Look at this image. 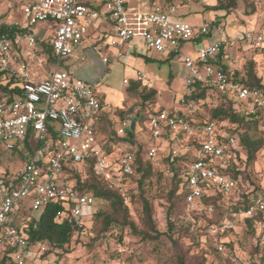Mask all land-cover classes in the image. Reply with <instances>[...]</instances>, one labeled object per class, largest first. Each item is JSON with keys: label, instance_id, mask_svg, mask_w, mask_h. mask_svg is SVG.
<instances>
[{"label": "built area", "instance_id": "1", "mask_svg": "<svg viewBox=\"0 0 264 264\" xmlns=\"http://www.w3.org/2000/svg\"><path fill=\"white\" fill-rule=\"evenodd\" d=\"M157 1L19 0L20 30L0 33V73L17 82L13 95L0 96V142L9 151H28L25 166L17 173L10 178L0 173V259L8 257L7 264H34L49 249L48 242L32 241L25 232L26 225L16 223L25 208L42 211L55 203L62 208L58 217H69L79 227L91 218L94 197L80 193L71 180L63 179L64 167L94 159L95 172L107 179L110 188L121 189L127 203V192L135 187L132 177L136 175V149L115 157L104 150L99 139L98 125L111 106L85 81L59 69V60L74 55L88 37L96 42L95 52L101 51V40L114 35L121 42L143 41L149 50L172 56L179 55L180 46L196 37L212 33L220 36L213 43L201 44L197 59L181 55L187 76L178 106L173 110H151L143 124L140 120L144 115L138 109L123 118L115 131L119 137L129 132L132 137L150 135L155 142L146 145L147 158L167 176L172 169L164 164L165 158L187 157L191 161L183 177L190 213L212 211L204 199L213 193V186L226 193L236 188L237 182L221 174L219 168L225 167L223 161L238 147V139L210 118L189 121L197 105L187 97L196 86L209 87L247 103L251 113L264 114V92L234 85L224 66L217 63L228 44L221 25L194 26L185 20H173L178 7ZM38 24H43L46 31L55 30L49 44L52 58L58 63L50 78L44 80H38V72L32 69L35 64L40 68L47 64L44 55L48 53L33 31ZM242 41L250 49L260 50L264 47V32L247 30ZM122 57L121 53L117 55L118 59ZM103 62L109 63V58L104 56ZM131 123L136 124L132 131ZM29 197L32 205L26 206L24 201ZM257 215L264 218L262 193L251 196L247 207L236 213L242 218ZM225 227L233 228L232 222L227 221Z\"/></svg>", "mask_w": 264, "mask_h": 264}, {"label": "rangeland", "instance_id": "2", "mask_svg": "<svg viewBox=\"0 0 264 264\" xmlns=\"http://www.w3.org/2000/svg\"><path fill=\"white\" fill-rule=\"evenodd\" d=\"M165 1L167 5H176L179 8L190 6L195 11V9H202L206 3L215 4L217 0ZM253 8L256 9L257 15L243 18L245 22L238 25L239 33L230 39L227 38V52L224 54L226 53L231 61L235 60L232 62V70L239 71L243 76L246 75L250 61L254 62L256 73L264 83V50L250 49L242 41V33L246 30L264 32V0H239L237 11L240 9L243 13L253 11ZM183 9L180 8L177 14L179 15ZM178 15L173 20H184ZM207 17L208 23L217 21L215 25L222 26V35L229 34L226 30L230 26L229 21L233 22L231 13L224 18V16H212L209 12ZM185 21L197 26L195 25L197 21L193 19ZM18 22L22 23L21 14H19ZM44 29L43 24H38L33 31L47 43L51 40V38L46 39L47 35H53L55 30L47 28L48 30L45 31ZM41 40L39 43H42ZM209 42L208 38L201 41H187L180 46L179 55L171 56L168 53L161 54L149 50L143 41L121 42L114 35L101 40L98 43L101 51L95 52L93 47L96 42L88 37L74 55L59 60V69L71 72L75 77L85 81L97 92L102 101L111 105L109 116L115 121L113 125L115 131L122 120L118 113L127 115L130 110L133 113L141 109L138 95L130 92L136 82L142 83V89L151 88L157 91L156 105L146 108L142 115L150 113L152 109L173 110L178 106L179 99L184 93L183 85L187 76L181 55L197 59L201 44H209ZM107 44L110 45L108 48ZM120 53L123 57L118 59L117 55ZM104 56L109 58V63L103 62ZM255 57L257 61L254 60ZM44 59L47 61L44 67L40 68L37 64L32 66V69L38 72V80L50 78L58 63L57 59L54 60L48 54L44 55ZM139 74H144L145 78L141 79ZM125 80L129 83H124ZM215 100L216 98L211 96L209 105L201 107L205 118H210V111L213 109ZM235 105L244 112H251V107L247 103ZM124 108H126L124 112L119 111ZM261 124H264V121ZM135 125L131 123L129 130L132 131ZM106 131L108 134H101L99 139L103 145L106 143L108 149L111 147L115 157L129 149H136L137 144L142 141L146 145H152L155 142L148 134L146 136L139 134L138 140L136 135L132 137L129 132L125 136H117L118 139L115 134H111V128H106ZM24 155L1 149L0 173L4 171L11 174L17 173L25 166L27 154ZM242 158L239 168L244 173L237 179V189L235 188L233 194L217 200L212 211L190 213L179 205L172 213L171 219L175 225L174 230H170L169 204L162 191L167 187V181H164L163 188L155 189L150 194L158 231V234L151 233L153 239H143L133 234L129 227L115 226L108 233H102L99 222L88 218L82 232L75 234L72 242L64 250L53 251L40 260H36L34 264H179V261L183 264H264V243L258 235L253 233L242 217H233L245 208L244 204L239 205L243 202L242 194L245 191L250 196L256 193L264 194V149L258 153L256 160L251 164H247L243 153ZM24 204L32 205V197L27 198ZM234 206L239 207L237 212H232ZM97 207L99 210H105L107 205L104 203ZM140 211L139 204L130 205L134 223L140 230L148 231L141 221ZM227 221L232 222L233 228L225 227Z\"/></svg>", "mask_w": 264, "mask_h": 264}, {"label": "trees", "instance_id": "3", "mask_svg": "<svg viewBox=\"0 0 264 264\" xmlns=\"http://www.w3.org/2000/svg\"><path fill=\"white\" fill-rule=\"evenodd\" d=\"M239 0H217L214 5H204V12H222L224 13V18L234 13L238 9ZM256 12L247 11V15H251ZM215 21L213 24H217ZM20 30L18 27L13 25H0V33L12 34ZM208 36L196 37V41H201ZM50 42L41 43L45 52L52 57V48L49 44ZM264 50V47L259 51ZM224 52H222L217 63H222ZM226 73L231 78V82L237 86H245L252 90H261L264 92V83L258 77L256 73V64L252 61L247 65L246 75H240L239 71H233L224 65ZM17 82L15 80H9L8 77L0 73V96L13 95L17 89L14 85ZM131 93L138 95L140 100L141 111L145 112L146 108L149 106L156 105L157 91L151 88H143L142 83L136 82L135 86L131 88ZM214 96L216 98L214 106L210 111V119L217 121L219 126L223 127L226 132L230 133L236 137L239 141L238 147L233 150L232 155L223 161L225 167H220L219 172L224 174L228 178H231L237 182V179L244 173L241 171L240 163L243 160L242 153L246 157L247 164H251L257 158L258 153L264 149V121L263 112H244V110L239 109L238 105L234 104H245L239 101L235 96L228 93L218 92L216 89H211L209 87L196 86L195 92L187 97V100L195 102L197 105V110L192 113L189 117V121L194 119H203L204 110L201 107L209 105V98ZM153 110V109H152ZM127 115L123 113H118L121 119L128 115H131L132 110L129 111ZM148 114V113H147ZM145 114L141 118L140 123L143 124L148 115ZM114 120L108 119L106 115H103L101 122L98 125L97 131L99 135L107 133L106 128H111V134H115L116 131L113 130ZM111 131V130H110ZM108 134V133H107ZM139 140V134L136 135ZM118 138V137H117ZM119 139V138H118ZM192 144H196L195 140H191ZM106 144V143H105ZM104 144V150L107 153H113L111 147L108 149ZM146 144L142 141L137 144L135 155H136V175L132 177V181L135 185L130 189L127 194L129 196V202H125L123 193L119 188H110L107 179L104 176L98 175L95 172L94 159H87L80 165H69L64 167L63 179L71 180L74 183L75 190L80 193H87L94 197L95 199V211L93 212L90 219H95L99 222L101 226L102 233H108L115 226L129 227L132 233L140 236L141 238L153 239L151 235L157 233V226L154 220V206L152 200L150 199V194L155 189L163 188V182L167 181V187L162 189L163 194L166 196L168 207V217L170 230H174V223L172 221V213L177 209V206L181 205L186 211H188L187 204V192L184 188V175L189 169L191 161L187 157L180 158H165L164 164L172 169V174L170 176L166 175V172L162 169H156L151 164L150 160L147 158ZM5 150L3 144L0 142V150ZM15 154L20 153L24 155L28 154L26 149L17 148L13 151ZM13 156V155H12ZM15 156V155H14ZM28 155H26L27 157ZM1 157V156H0ZM25 157V155H24ZM15 158V157H14ZM2 159L0 158V162ZM4 177L10 178L13 174L4 171L1 173ZM214 191L212 194L208 195L204 199L206 207L211 206L221 199V197L229 196L235 192L234 189L230 193L224 192L220 187L213 186ZM253 196V195H252ZM251 196L248 192L242 194L243 202L245 208L249 203V198ZM245 202V203H244ZM106 204L107 208L105 210H99L97 205ZM139 204L141 207V221L148 231H142L134 223L132 215L130 212V205ZM62 209L57 204L53 203L46 207L42 211H33L32 207L25 208L22 212L21 219L17 218V224L26 225L25 232L32 241L37 242H48L50 248L43 253L41 258L49 253L56 250H64L71 242L75 234L82 232L84 226H76L74 222L69 218H60L57 213ZM239 207L234 206V211L237 212ZM206 212V211H204ZM203 214V213H201ZM236 218V214L233 215ZM243 221L249 226V228L258 235L259 239L264 243V218L262 215H257L253 218H243ZM8 257H3L0 259V264H7ZM179 264H183L179 261Z\"/></svg>", "mask_w": 264, "mask_h": 264}, {"label": "crops", "instance_id": "4", "mask_svg": "<svg viewBox=\"0 0 264 264\" xmlns=\"http://www.w3.org/2000/svg\"><path fill=\"white\" fill-rule=\"evenodd\" d=\"M157 2H160V3L161 2H164V3H166L165 0H158ZM19 3H20L19 0H0V25L6 24V25H13L15 27H17L18 25H20V23L18 22V20H19V14H21L20 13V5H19ZM206 4H204V5H206ZM207 5H210V4H207ZM212 5H214V4H212ZM180 8L181 9L184 8L182 10V12L179 13V15L177 14L180 18H182L184 20L193 19L194 21H197V22H195V25H197V26H201V25H203V24H205L207 22V18H208L207 15L209 13L204 12V7H202V9H200V10H196L195 9V11L190 6H183V7H180ZM180 8L178 7V12L180 11ZM237 10H236L237 13H235V12L234 13H231V16L233 18V22L231 20L229 21L230 26L226 30V31H228L229 34L227 36H225L224 34L222 35L225 40H228L227 38L230 39V37H232L233 35L239 33V31H238V29H239L238 28V25L241 24L242 22L243 23L245 22V20H244L245 19V16L247 18V17H251V16L254 17L255 15H257L256 12H254L251 15H247L246 14L247 12H243L242 13V12H240V9H239V11H237ZM210 14H212V16H224V13H222V12H210ZM197 15H200V16H197ZM201 19H202V21H200ZM228 19H229V17H228ZM231 22H232V24H231ZM223 24H224V21H223ZM219 37H220L219 35L212 33L208 37V39H210L209 44L217 41L219 39ZM49 38H51L50 35L49 36L47 35L46 39H49ZM38 40L39 41L41 40L39 38V36H38ZM50 42H51V40H50ZM201 43H203V42H201ZM223 52H227L226 48H225V50ZM254 60L257 61V58L255 57ZM232 62H235V60L232 59V61H231L230 60V57L225 53L223 55V58H222V63H223L222 65L223 66L225 65L227 68L232 69L233 68ZM103 102H105V101H103ZM105 103H107V102H105ZM109 110L105 111L104 115H106L108 117V119L113 120L109 116V114H110V111ZM125 110H126V108H124L122 110H119V111L120 112H124ZM119 111H117V113ZM136 111L137 110H135V112H133L132 114L136 113Z\"/></svg>", "mask_w": 264, "mask_h": 264}]
</instances>
